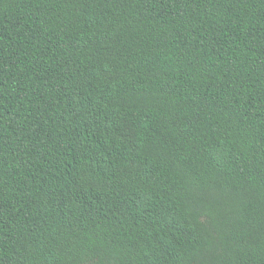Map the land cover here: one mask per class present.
<instances>
[{
	"label": "trees",
	"instance_id": "16d2710c",
	"mask_svg": "<svg viewBox=\"0 0 264 264\" xmlns=\"http://www.w3.org/2000/svg\"><path fill=\"white\" fill-rule=\"evenodd\" d=\"M0 264H264V0H0Z\"/></svg>",
	"mask_w": 264,
	"mask_h": 264
}]
</instances>
